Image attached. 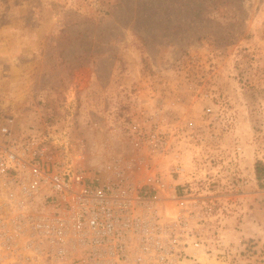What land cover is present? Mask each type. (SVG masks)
Here are the masks:
<instances>
[{"label":"rangeland","instance_id":"374dc122","mask_svg":"<svg viewBox=\"0 0 264 264\" xmlns=\"http://www.w3.org/2000/svg\"><path fill=\"white\" fill-rule=\"evenodd\" d=\"M9 116L52 160L155 176L157 195L175 150L222 163L220 245L184 264H264V0H0V127ZM250 173L254 230L230 240Z\"/></svg>","mask_w":264,"mask_h":264},{"label":"built area","instance_id":"2783aa9c","mask_svg":"<svg viewBox=\"0 0 264 264\" xmlns=\"http://www.w3.org/2000/svg\"><path fill=\"white\" fill-rule=\"evenodd\" d=\"M12 123L9 116L0 127V264H184L220 245L222 163L175 150L169 190L157 195L155 176L142 185L87 177ZM231 183L240 189L247 180Z\"/></svg>","mask_w":264,"mask_h":264},{"label":"crops","instance_id":"0c3cea01","mask_svg":"<svg viewBox=\"0 0 264 264\" xmlns=\"http://www.w3.org/2000/svg\"><path fill=\"white\" fill-rule=\"evenodd\" d=\"M251 171V169H250ZM250 177L252 178L250 180V183H249V187L252 188V190H250V204L252 205V208L250 207H244V205L242 204L241 208L237 207L236 208V211H235V216L233 217H236V220H233L231 222V224H229V227H226L224 229V236L225 238L227 239H232L234 241L237 240V238H241V236H247L246 235V230H249L248 232L250 234L253 233V230H254V185H253V174L250 173ZM245 199V198H244ZM247 199V198H246ZM245 203V201H244ZM246 210H248L249 212H247ZM247 226H248V229H247ZM250 228V229H249Z\"/></svg>","mask_w":264,"mask_h":264},{"label":"trees","instance_id":"16d2710c","mask_svg":"<svg viewBox=\"0 0 264 264\" xmlns=\"http://www.w3.org/2000/svg\"><path fill=\"white\" fill-rule=\"evenodd\" d=\"M254 173L259 187L264 188V163L257 160L254 164Z\"/></svg>","mask_w":264,"mask_h":264}]
</instances>
